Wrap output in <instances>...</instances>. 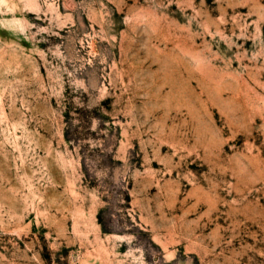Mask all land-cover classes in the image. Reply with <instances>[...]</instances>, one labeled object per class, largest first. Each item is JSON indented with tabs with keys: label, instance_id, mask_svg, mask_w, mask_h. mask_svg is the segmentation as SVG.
Segmentation results:
<instances>
[{
	"label": "rangeland",
	"instance_id": "obj_1",
	"mask_svg": "<svg viewBox=\"0 0 264 264\" xmlns=\"http://www.w3.org/2000/svg\"><path fill=\"white\" fill-rule=\"evenodd\" d=\"M0 264H264V0H0Z\"/></svg>",
	"mask_w": 264,
	"mask_h": 264
}]
</instances>
